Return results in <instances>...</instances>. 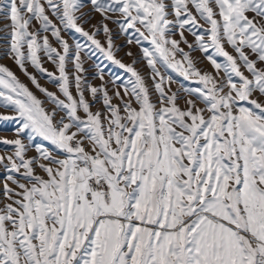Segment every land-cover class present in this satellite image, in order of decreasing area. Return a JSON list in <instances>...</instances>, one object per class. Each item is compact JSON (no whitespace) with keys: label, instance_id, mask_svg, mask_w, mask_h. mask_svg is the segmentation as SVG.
<instances>
[{"label":"snow or ice","instance_id":"1","mask_svg":"<svg viewBox=\"0 0 264 264\" xmlns=\"http://www.w3.org/2000/svg\"><path fill=\"white\" fill-rule=\"evenodd\" d=\"M86 4L102 17L92 31ZM0 13L7 55L54 105L0 64L15 112L0 121L17 135L0 139L14 149L0 155V264H264V0H0ZM108 21L140 47L131 63ZM97 52L126 73L111 94L104 67L100 86L82 75ZM170 73L196 86L173 91Z\"/></svg>","mask_w":264,"mask_h":264},{"label":"rangeland","instance_id":"2","mask_svg":"<svg viewBox=\"0 0 264 264\" xmlns=\"http://www.w3.org/2000/svg\"><path fill=\"white\" fill-rule=\"evenodd\" d=\"M91 6L87 5L85 6V8L82 9L83 12L87 13V15L85 16V19L88 20V23L84 24V27L86 30L88 31H92L93 30V25L99 27L100 24L102 23V17L100 16L99 13H94V12H90L89 8ZM111 15H118V14H111ZM89 17H91V19H89ZM55 20V17H52ZM58 22V21H57ZM202 22V21H201ZM35 23V22H34ZM10 24V21L7 19V17L0 13V64H4L6 66H8L13 72L16 73V75L26 84H28V86L32 89L33 92L36 93V95L45 101V106L49 109H51L52 107H54V105L51 104L50 101L47 100V98L45 97V95L43 93H41L39 90H37L35 88V86L31 83V81L29 80L28 76H26L23 71L19 68V66L14 62V60L7 55V50H8V45H9V40L10 37L8 36V33L10 32V28L8 27V25ZM109 27L113 30V34H114V44L116 46V48H118L119 50L116 51V58L122 60L124 63L128 64L132 62L133 57L132 56H128L126 55V53L130 50L137 58L140 56V47L132 44V45H128L126 43L127 41V36L122 35L119 31L118 25L115 23H112L111 21H108ZM37 27L39 26L38 24L36 25ZM64 35V37L66 39H68L69 43L72 44L74 43V41L76 39L81 40V42H84V39L82 37H80V35L78 33H70V32H64L62 33ZM188 36L189 41H193L194 42V37L191 36L188 33H185ZM49 39L52 42V44L56 47H59V45L56 43L55 38L51 36V34L49 33ZM97 38L101 40L102 43L105 42V34L101 31L98 35ZM176 39H179V35H177L175 37ZM145 46H148L147 44H145ZM182 47L185 48V50L187 51V45L182 44ZM229 51H232L231 48L228 49ZM83 55V54H82ZM193 57L199 61L198 63V67H201L202 69L208 70V71H212V66L211 64L207 61V59L204 57V55L199 52H193L192 53ZM99 64L101 67H104V76H105V81H108L109 83L107 84V87L109 89L110 94L113 91V84L110 82L112 80L113 76H124L126 75V73L124 72L123 69H120L119 66L112 64L110 61H108L102 54H100L99 52L96 53L95 56H93L90 59H86V63L84 64V67L86 69V72L83 73L82 75H85L86 79L93 85V86H100L103 82L99 79V77L96 75V73L98 72V69L96 67V65ZM44 66L47 67L49 70L51 71H55L54 66L48 62L46 60V58H44ZM137 69L139 71L142 72V74H144L145 76L149 75L150 73V69L147 68L145 62L141 59L140 62L136 65ZM28 70L29 72H32L34 74L37 75V78L40 80V83L44 86L47 87L50 91H56L57 95H61L56 87V85L52 82H50L48 79L44 78L42 76V74H40L39 72H37V70L35 68H33L31 65H28ZM68 70L69 72L73 71L72 65L69 64L68 65ZM171 75L174 76L175 78V82L172 83L171 87L173 91L178 90L181 85L184 86H191V87H195V83L190 82L185 80L182 77H179L177 74L175 73H170ZM247 74V73H246ZM221 76H223V73H220ZM149 86H151V81H148ZM72 92L75 95L76 94V90L73 87L72 88ZM123 94V93H122ZM183 93H180L181 98L179 99V104L183 107L184 106V100H183ZM85 96L91 101L92 97L90 95V93L88 91H85ZM61 98H63V96L61 95ZM156 94L153 93V100H156ZM114 103H119V100H114ZM102 104L100 103H93L92 106V110L96 111L97 109L102 108ZM0 114L3 115H15V112L12 108L10 107H4L2 105H0ZM81 116H84V113L82 111H80L79 113ZM60 115H63V113L61 112ZM15 123L14 122H10V121H0V139H8V140H14L17 138V135L14 131H12V129L15 127ZM74 130V129H73ZM21 139H25L26 141V135L23 137H20ZM37 142H41L40 138L37 139ZM47 144V142H44ZM49 147H51V145H49ZM14 151V149H12L11 147H6L3 144H0V155H11L12 152ZM54 154H58V153H54ZM28 156H35L36 152L35 149H31L28 153ZM37 171H39V169H37ZM4 172V167L2 164H0V200L3 199V195H2V189H3V176L2 173ZM14 187V185H13Z\"/></svg>","mask_w":264,"mask_h":264}]
</instances>
